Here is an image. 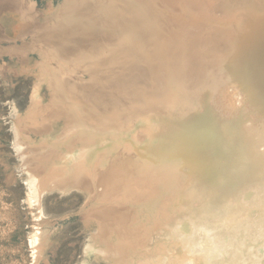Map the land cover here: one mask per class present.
Here are the masks:
<instances>
[{
	"label": "bare ground",
	"instance_id": "6f19581e",
	"mask_svg": "<svg viewBox=\"0 0 264 264\" xmlns=\"http://www.w3.org/2000/svg\"><path fill=\"white\" fill-rule=\"evenodd\" d=\"M122 4L121 13L105 9L72 31L42 33V44L34 39L59 60L88 65L91 80H74L64 63L52 71L53 108L42 133H62L69 150L44 182L29 168L32 160L17 166L25 171L26 204L41 218L40 200L52 181L86 190L85 199L109 190L115 201L90 213L79 264H90L87 255L99 244L110 264H135L141 240L145 264H264V0ZM3 21L16 36L29 25L17 10ZM38 65L32 58L17 65L33 76L32 100L45 77ZM13 127L19 152L25 137ZM151 128L160 134L154 141ZM125 203L135 205L131 223L141 222V211L150 223L157 217L152 237L132 234L137 225L127 228L128 214L118 208ZM40 224L34 222L28 240L32 264L53 241Z\"/></svg>",
	"mask_w": 264,
	"mask_h": 264
},
{
	"label": "rangeland",
	"instance_id": "374dc122",
	"mask_svg": "<svg viewBox=\"0 0 264 264\" xmlns=\"http://www.w3.org/2000/svg\"><path fill=\"white\" fill-rule=\"evenodd\" d=\"M123 1L124 0H104L102 5H100L101 2L99 0L98 3H96L97 1L95 0H0V264H32V250L31 247L29 248L28 246V240L30 239V231L37 227L34 225V222H37L38 225L41 223L39 226L41 230L47 233L53 240L52 243L46 247L45 258L40 264H79L80 261L84 260L82 258L84 256L83 244L85 243V236L89 229L88 218L90 213L100 209L104 205L111 204V201H115L110 200L108 197L107 193L110 192L107 188L101 187L98 192H91L92 196L85 199L86 190L72 186L63 189L57 187L56 182L52 181L49 185L50 187H48L49 189L43 193L40 200V204L43 207V214L41 218L36 219L34 217L35 211L32 210L34 207L28 206L25 200L23 179L25 171L20 170L21 168H17V166L20 164L22 165L24 163L23 161L29 162L32 160L34 165L30 164L29 168L37 171L40 175V180L44 182L50 175L49 173L58 172V170L54 169V166L56 162H59L60 158L63 157L65 150H69V146L67 145L69 141L63 138L62 133L53 138H50L48 134L44 135L42 133L44 130V126L42 128V125L46 118H48V115H51L49 112L53 108L52 89L49 84L53 76L52 71H60L59 69L62 63H64L71 66L72 71H70V75L74 80L85 83L91 80V75L87 70L88 65H84L86 66L85 68L79 62L67 63L64 60H59L50 52L49 48H43L42 45L39 44L44 43L45 40L42 33H46L50 29H65L72 31L74 27H78L74 26L75 23H87L90 19L96 20L98 17H103L102 14L105 9V13L108 11L115 12V10L121 13L123 10L122 5H124L122 4ZM96 4L99 5L97 6ZM106 5L110 7H106ZM96 6L98 10H96ZM115 6L118 7L116 8ZM111 8L112 10H110ZM16 10L21 14V20L23 21L25 19V22L29 24L25 30L21 28L20 32H22L20 36H16L11 30H8L3 21V17L6 16L9 11L15 12ZM82 10H84V12ZM95 10L97 12H95ZM69 11L72 13L70 14ZM98 11L101 12L98 13ZM123 13L125 14H123L124 17H130L127 11ZM180 14H178L179 17L181 16ZM94 16L97 18H94ZM67 20L68 22H66ZM63 21L67 25H64ZM126 23L128 22H125V25ZM184 23L186 25H196L193 22H189V24H187L188 22ZM179 26L177 25L178 30ZM22 27L24 28V26ZM179 32L182 34L181 31ZM37 38L40 39L39 43H35L36 40L34 39ZM30 58L41 64L42 67L38 65L40 68L39 70L45 75L43 78L44 81L40 84L38 93H36L33 100L31 99L33 76L19 73L17 68L18 66L23 67L27 65ZM92 65L93 66H89L93 68L96 67L97 69L99 68L100 70L103 69L101 64L95 65L93 63ZM64 73H66L65 70ZM40 122L41 129H35L34 127L39 125ZM16 123L17 127L19 126L22 129L25 137V147L19 152H17L14 147L13 140V126L16 125ZM62 123L63 127H65V122L63 121ZM46 130L47 133H50V127ZM152 131L153 129L151 128V132L147 131V133L149 138L154 141L160 134L156 130V133ZM128 139L129 138H125V140ZM146 139L147 137L143 140ZM75 141L76 139H74V142ZM41 149L46 152L44 153ZM22 151L26 152L25 158H22L19 154ZM47 153H49V155H47ZM92 166L93 164L90 162L88 168ZM111 205H113V203ZM122 207L124 208L123 210ZM133 207L135 208V205L131 203H125L124 206L118 207L121 208L119 209L121 214H125V212V215L128 214L126 223L127 228L132 229L134 225H137L136 228L132 229V234L136 230V232H140V238L152 237L153 234L150 230V226L152 225V227H154L157 217L154 223H150L147 221L146 216H143L144 212L141 211L140 225L138 223H131L133 221V215L136 212ZM112 218H109V222ZM161 219L162 218H159L158 220ZM129 223L131 224L130 226ZM148 233L151 234L149 235ZM128 234L132 235L130 233ZM109 241L111 244L114 243V241ZM109 241L106 240L105 242L107 243ZM143 242L144 240L135 243V245L138 244L139 250L136 248L137 245H133L136 248H134V250L139 251V259L137 258L138 261H136L137 263L134 262L135 264H145L143 261L145 258H142L146 257L144 254L146 253L145 247L143 246L145 243ZM158 243L159 239L157 241L156 238L154 242L155 245H152L158 247L160 245ZM108 244L110 243H107V245ZM98 246H94L96 252L87 255L89 263L110 264V255L106 256V251L104 254L106 246H104V248L101 244ZM152 249L154 248L148 249L150 251H148L149 256L154 252L156 253V251ZM131 250H127L126 253L129 255ZM128 255L125 256L127 257ZM140 257L142 259H140ZM150 263L151 262H147V264Z\"/></svg>",
	"mask_w": 264,
	"mask_h": 264
}]
</instances>
